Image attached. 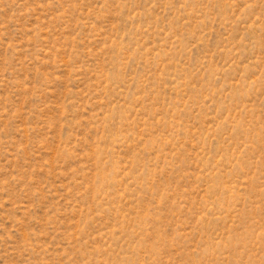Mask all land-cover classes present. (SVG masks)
Wrapping results in <instances>:
<instances>
[{
	"label": "rangeland",
	"instance_id": "1",
	"mask_svg": "<svg viewBox=\"0 0 264 264\" xmlns=\"http://www.w3.org/2000/svg\"><path fill=\"white\" fill-rule=\"evenodd\" d=\"M0 264H264V0H0Z\"/></svg>",
	"mask_w": 264,
	"mask_h": 264
}]
</instances>
